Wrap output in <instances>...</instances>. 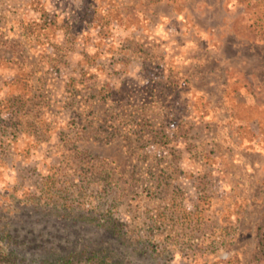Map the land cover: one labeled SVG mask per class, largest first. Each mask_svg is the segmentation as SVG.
Instances as JSON below:
<instances>
[{"label": "rangeland", "instance_id": "rangeland-1", "mask_svg": "<svg viewBox=\"0 0 264 264\" xmlns=\"http://www.w3.org/2000/svg\"><path fill=\"white\" fill-rule=\"evenodd\" d=\"M262 227L263 3L0 0V264H264Z\"/></svg>", "mask_w": 264, "mask_h": 264}, {"label": "trees", "instance_id": "trees-1", "mask_svg": "<svg viewBox=\"0 0 264 264\" xmlns=\"http://www.w3.org/2000/svg\"><path fill=\"white\" fill-rule=\"evenodd\" d=\"M242 1L244 3H246L247 5L253 3V5L257 6L259 5V3H263L264 4V0H239ZM83 220H86L88 222V226H90L91 228H99V229H103V228H110V225L107 221H94V219L92 217H82ZM258 247L261 251L262 254H264V227H262V229L260 230V232L258 233Z\"/></svg>", "mask_w": 264, "mask_h": 264}]
</instances>
